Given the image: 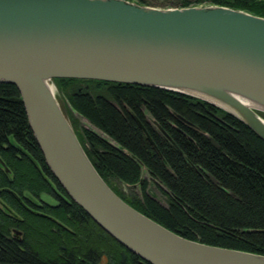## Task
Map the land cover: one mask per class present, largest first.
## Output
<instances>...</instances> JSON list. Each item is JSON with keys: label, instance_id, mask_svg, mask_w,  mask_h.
Masks as SVG:
<instances>
[{"label": "trees", "instance_id": "obj_1", "mask_svg": "<svg viewBox=\"0 0 264 264\" xmlns=\"http://www.w3.org/2000/svg\"><path fill=\"white\" fill-rule=\"evenodd\" d=\"M201 3L264 16V0L159 6ZM50 82L89 161L125 202L182 237L264 254V142L246 124L207 101L164 88L73 77ZM70 109L96 130L77 128ZM108 140L139 159L148 177L137 183L139 163ZM111 179L136 186L139 194H124ZM149 184L159 188L163 203ZM0 264H149L65 193L31 136L18 90L7 82H0Z\"/></svg>", "mask_w": 264, "mask_h": 264}, {"label": "water", "instance_id": "obj_2", "mask_svg": "<svg viewBox=\"0 0 264 264\" xmlns=\"http://www.w3.org/2000/svg\"><path fill=\"white\" fill-rule=\"evenodd\" d=\"M55 77L188 94L229 112L264 142V118L258 114L264 112V16L213 3L0 0V82L18 90L31 136L70 199L149 264H264V254L182 237L118 196L96 172L63 114L48 84ZM108 142L139 163L137 183L148 177L139 159Z\"/></svg>", "mask_w": 264, "mask_h": 264}, {"label": "rangeland", "instance_id": "obj_3", "mask_svg": "<svg viewBox=\"0 0 264 264\" xmlns=\"http://www.w3.org/2000/svg\"><path fill=\"white\" fill-rule=\"evenodd\" d=\"M151 5L154 6H159V5H168V4H172L174 3L176 0H147ZM49 85L51 86L53 93L56 92L55 87L53 85L52 82H48ZM56 95V94H54ZM56 100L58 101V103L60 104V106L63 108L64 106V102L62 100H60L58 98V96H56ZM70 116L75 120L76 123V127H86V128H92L94 130H96V128H94L91 124L88 123V121L83 118L82 116H80L77 112H75L73 109H70ZM146 176V175H145ZM111 183L117 187V189H119L121 192H123L124 194H129L132 190L136 193L139 194L138 188L135 186H130V185H126L122 182H120L119 180L116 179H111L110 180ZM148 190L150 192V194H152V196L157 199L159 202L163 203V195L161 194V192L159 191L158 187H155L152 184H149L148 186ZM41 197L47 201L53 202V199L45 194H41Z\"/></svg>", "mask_w": 264, "mask_h": 264}, {"label": "bare ground", "instance_id": "obj_4", "mask_svg": "<svg viewBox=\"0 0 264 264\" xmlns=\"http://www.w3.org/2000/svg\"><path fill=\"white\" fill-rule=\"evenodd\" d=\"M252 106H255L254 104H251Z\"/></svg>", "mask_w": 264, "mask_h": 264}, {"label": "flooded vegetation", "instance_id": "obj_5", "mask_svg": "<svg viewBox=\"0 0 264 264\" xmlns=\"http://www.w3.org/2000/svg\"><path fill=\"white\" fill-rule=\"evenodd\" d=\"M149 120V119H148ZM149 122H151V121H149ZM153 124V123H152ZM157 128V127H156Z\"/></svg>", "mask_w": 264, "mask_h": 264}, {"label": "built area", "instance_id": "obj_6", "mask_svg": "<svg viewBox=\"0 0 264 264\" xmlns=\"http://www.w3.org/2000/svg\"><path fill=\"white\" fill-rule=\"evenodd\" d=\"M48 82H49V80H48ZM49 84V83H48Z\"/></svg>", "mask_w": 264, "mask_h": 264}]
</instances>
